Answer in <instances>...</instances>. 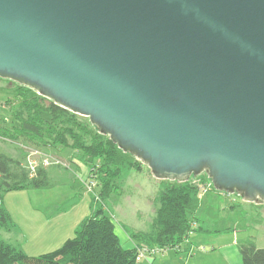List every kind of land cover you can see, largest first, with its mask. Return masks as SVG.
Here are the masks:
<instances>
[{
	"label": "water",
	"instance_id": "1",
	"mask_svg": "<svg viewBox=\"0 0 264 264\" xmlns=\"http://www.w3.org/2000/svg\"><path fill=\"white\" fill-rule=\"evenodd\" d=\"M0 78L158 180L264 203V0H0Z\"/></svg>",
	"mask_w": 264,
	"mask_h": 264
},
{
	"label": "trees",
	"instance_id": "2",
	"mask_svg": "<svg viewBox=\"0 0 264 264\" xmlns=\"http://www.w3.org/2000/svg\"><path fill=\"white\" fill-rule=\"evenodd\" d=\"M13 83L16 85L15 98L22 109L10 121L0 117V135L3 138L0 142L13 144L24 154L23 158H16L0 150V228L11 230L17 226L4 204L7 192L49 189L56 185L50 176V165L40 162L32 174L27 167V151L20 144L60 158L69 164L65 167L68 169L74 167L79 170L78 162H82L88 167V172L96 176L101 190L99 200L92 196L91 213L81 221L74 236L50 252L28 255L22 246L0 237V264H138L137 249L141 243L176 248L190 236L191 231L205 230L198 222L197 212L205 197L201 196V185L211 183L207 175L201 174L182 183L160 180L162 188L155 197L151 226L146 231L131 232V238L139 245L126 248L105 204L115 187H119L122 175L128 170H140L143 163L119 149L108 136L100 134L87 117L55 104L31 88ZM84 135L90 136V142L83 140ZM77 184L81 185L77 182L74 187ZM211 191L219 193L213 185ZM78 201L79 197L75 196L68 208ZM234 206L232 203L228 208L235 209ZM194 222H197V227H193ZM239 251L241 264H264V247H258L253 239L240 243Z\"/></svg>",
	"mask_w": 264,
	"mask_h": 264
},
{
	"label": "rangeland",
	"instance_id": "3",
	"mask_svg": "<svg viewBox=\"0 0 264 264\" xmlns=\"http://www.w3.org/2000/svg\"><path fill=\"white\" fill-rule=\"evenodd\" d=\"M15 87L16 85L13 82L0 78V117L7 121H10L14 114L22 109L18 105L19 101L15 98ZM83 140L90 142V136L84 135ZM0 150L16 158H23L24 151L11 143L1 141ZM35 157L39 159L37 156ZM61 158L68 161L67 158ZM78 166L80 167L79 170L74 167L68 169L65 166L50 165L48 167L50 176L56 182V185L52 188L21 189L7 192L4 196V204L11 212L14 221L18 220L19 222L21 209L23 208L21 206H23L22 204L26 205L30 200H40L36 204L40 206L41 210L45 209L48 214H54L57 208H65L68 211L70 209L68 206L71 205L75 196L79 197V201L69 210L67 217L64 220L53 221L50 226L60 229V233L61 230L62 232L70 230L72 224L82 221L89 215L93 195L86 191L83 184L88 167L82 162H78ZM77 182H80L81 185L77 184V187H74ZM161 188V181L153 177L149 167L143 164L140 170L126 171L119 180V187H115L112 197L106 200L105 209L112 214L116 223V232L124 246H126L124 243L125 237L130 236L131 232L146 231L150 228L155 214V197ZM100 190L101 187L98 186L96 192L100 194ZM221 194L216 196L214 191L208 192L203 200L204 208L197 212L198 222L203 226L204 231L197 230L193 232L178 247L166 249L164 252L157 254L154 260L150 259L152 260L151 263L228 264L221 260L216 251L222 246V240L226 242L225 244L231 242L234 235L233 231H236L235 235L239 243L230 250L226 249L225 251L229 253L237 251L240 255L239 244L248 239H253L258 247H264V204L258 206L246 202L237 194ZM232 203L235 204V209L228 208V205ZM42 224L45 225V223ZM54 228H40L38 236L35 238L26 233L28 238L27 249L34 250L37 247L46 250L45 248L48 247L45 245L51 240H55L57 236L58 232L56 233ZM227 228L228 230L221 232V234L214 232L215 229ZM4 233H0L1 238H3ZM205 233H209V237H211L208 238L209 240H194V237H200ZM70 234L74 236L75 233ZM192 243L195 245H192ZM62 244L58 246L60 247ZM29 246L32 248H29ZM56 248L58 247H53L52 250ZM143 261L145 259L138 262ZM230 263L236 264V261L232 260Z\"/></svg>",
	"mask_w": 264,
	"mask_h": 264
},
{
	"label": "crops",
	"instance_id": "4",
	"mask_svg": "<svg viewBox=\"0 0 264 264\" xmlns=\"http://www.w3.org/2000/svg\"><path fill=\"white\" fill-rule=\"evenodd\" d=\"M216 196H220L222 195L221 193H214ZM204 198L202 199V204L200 209L198 210V212L200 210H202L204 208V203H203ZM40 201V200H37ZM36 200H30L25 204H22L23 207L21 209V214H20V220L18 222V220L16 221V227L11 229V230H6L4 228H0V233H4V236H2L5 240H7L8 242L14 244V245H20L22 246V248L24 249V251L28 254V255H40L37 253H41L43 254L46 252H50L52 251V248L54 247H59L58 245L62 244L67 238L73 237L71 236L70 233H75V230L77 229V227L79 226V224L81 223V220L78 221L75 224H72V228L70 230H65L59 233L60 229H55L54 227L50 226V223H52L53 221H58V220H64L67 215L69 214V210H71V208L67 211L64 210L63 208H57L54 212V214H48L46 212L45 209L40 208V206H38V204H36L37 202ZM42 213H44V215H42ZM44 216V217H43ZM42 223H45V225L47 224V226L45 227V225H43ZM41 229H50V228H54L55 232L57 233V236L55 238V240H51L49 243H47V245H45L48 248H45L46 250H41L40 248L35 247L34 250H28L27 249V243H28V238L26 233H29L33 238H35L36 236H38V233ZM2 230V231H1ZM219 232L216 233H220L223 231H227V229H218ZM237 230V229H235ZM71 231V232H70ZM73 231V232H72ZM202 232V231H201ZM209 232V231H208ZM203 234V233H201ZM233 239L231 240V242H229V244H225L226 242H224L222 240V246H220V248L216 251L218 252L219 256L221 257V260L225 263L231 264L230 261L234 260L236 261V264H241V254L239 255V253L237 251H231V253H229L228 251H225L226 249H231L233 248L235 245H238V240L236 239V231H233ZM201 236H206V237H201ZM200 237H194V240H206L209 237V233H205V235H201ZM222 236V235H220ZM209 240V239H208ZM38 243V242H37ZM126 244V248H134L137 247L139 245V243L134 240L133 238H131V236H126L125 237V242ZM195 243V242H194ZM194 243H192V245H195ZM124 245V244H123ZM39 247V246H38ZM29 248H32L31 246H29ZM49 249V250H48ZM46 251V252H45ZM154 260V258H148L145 259V261L143 262H138V264H152V260ZM239 261V262H237ZM163 262V261H162ZM241 262V263H240Z\"/></svg>",
	"mask_w": 264,
	"mask_h": 264
},
{
	"label": "built area",
	"instance_id": "5",
	"mask_svg": "<svg viewBox=\"0 0 264 264\" xmlns=\"http://www.w3.org/2000/svg\"><path fill=\"white\" fill-rule=\"evenodd\" d=\"M0 139H3L1 135H0ZM20 146L24 148V150L27 151V159H26L27 167L31 170L32 174L35 172L40 162H42L43 165L45 166H49L52 164H58V165H62L65 167H69L68 163L64 162L63 160H61L60 158L54 155L44 153L40 150L28 147L23 144H20ZM35 156H37L40 160L37 159ZM83 184H84L86 191L89 194L93 195L96 200L100 199V194L96 192V188L98 187V180L94 174H91V172L89 171L87 173L86 178L83 180ZM211 186H212V182L207 183V184H202L201 185V196H205L208 192H210ZM197 226H198L197 222H194L193 227H197ZM192 233L193 232L191 231L190 234ZM137 250H138L137 260L140 261L142 259L154 258L157 254L164 252L166 248L141 243L138 246Z\"/></svg>",
	"mask_w": 264,
	"mask_h": 264
},
{
	"label": "flooded vegetation",
	"instance_id": "6",
	"mask_svg": "<svg viewBox=\"0 0 264 264\" xmlns=\"http://www.w3.org/2000/svg\"><path fill=\"white\" fill-rule=\"evenodd\" d=\"M262 204H264V203H262ZM258 206H260L261 204H257Z\"/></svg>",
	"mask_w": 264,
	"mask_h": 264
}]
</instances>
